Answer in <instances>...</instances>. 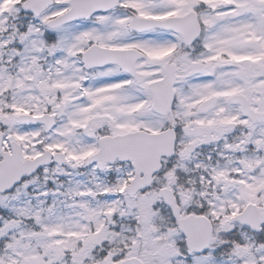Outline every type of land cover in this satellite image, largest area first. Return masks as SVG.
I'll return each mask as SVG.
<instances>
[{
	"label": "snow or ice",
	"instance_id": "obj_1",
	"mask_svg": "<svg viewBox=\"0 0 264 264\" xmlns=\"http://www.w3.org/2000/svg\"><path fill=\"white\" fill-rule=\"evenodd\" d=\"M0 264H264V0H0Z\"/></svg>",
	"mask_w": 264,
	"mask_h": 264
}]
</instances>
